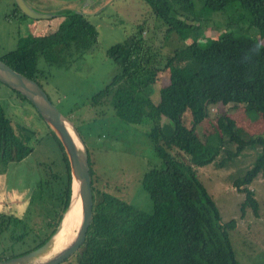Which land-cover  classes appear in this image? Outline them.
I'll use <instances>...</instances> for the list:
<instances>
[{"label": "trees", "instance_id": "16d2710c", "mask_svg": "<svg viewBox=\"0 0 264 264\" xmlns=\"http://www.w3.org/2000/svg\"><path fill=\"white\" fill-rule=\"evenodd\" d=\"M143 1L154 15L160 16L158 11L164 9L160 17L166 25L165 35L177 40L197 35L217 12L231 9V14L224 18L227 28L205 37V44L193 41L173 49L168 56L144 37L146 20L123 41L106 49L119 70L92 96L90 104H109L120 119L150 125L147 136L160 164L145 170L140 183L152 209L141 210L97 187L88 152L92 218L83 243L68 258L73 257L75 264H242L229 238L236 220L221 219L196 169L209 163L223 167L245 148L258 147L253 164L232 183L243 194L240 215L250 208L257 216L259 203L249 185L264 174V134H248L223 112L216 113L211 135L198 133L197 127L209 118L213 106L242 105L250 117L264 118V0ZM13 7L8 19L27 16L15 1ZM54 17H61L55 27L19 36L16 47L2 53L0 59L39 83V57L48 64L64 66L96 43L97 30L85 13L71 10ZM251 29L257 30V37ZM163 73L165 82L154 100L145 90ZM12 91L30 103L20 92ZM34 134L26 125L14 127L0 105V163L19 161L31 153L29 141ZM53 136L63 161L62 174H53L56 185L48 199L50 202L53 195L55 212L35 230L27 220L29 210L22 217L0 211V236L6 234L13 244L26 246L9 257L48 240L69 204V164L59 139ZM43 184L48 183L39 181L33 193L37 195V188Z\"/></svg>", "mask_w": 264, "mask_h": 264}, {"label": "rangeland", "instance_id": "374dc122", "mask_svg": "<svg viewBox=\"0 0 264 264\" xmlns=\"http://www.w3.org/2000/svg\"><path fill=\"white\" fill-rule=\"evenodd\" d=\"M13 1L0 0V55L15 48L19 36L35 32L34 18L6 17L14 8ZM27 2L40 11L54 13L53 16L56 13L60 16L71 10L85 13L95 26L96 43L92 48L70 59L67 65L48 64L39 57L38 67L42 72L40 71L37 79L50 100L74 124L84 139L94 172L95 185L141 210L151 211V200L140 183L145 170L160 164V159L156 156L147 136L150 125L120 119L113 113L109 104L96 106L90 104L92 96L107 85L119 70L106 55V49L123 41L143 20H146L148 25L143 32L144 37L153 41L164 56L170 55L173 49L193 41L203 45L206 42L205 37L215 36L227 28L224 18L231 14V9L215 13L197 35L192 34L177 40L178 38L165 35L166 25L160 17L165 14L164 9L158 11L160 16L154 15L143 0L91 2L27 0ZM51 18L53 21L50 22L53 25L61 19ZM49 24L48 27H52V24ZM232 29L237 30L238 27L232 25ZM250 32L258 36L256 29H251ZM262 42L264 44V39ZM165 75L160 74L158 81L145 90L154 100L158 98V89L165 82ZM0 105L11 118L14 127L26 125L35 132L29 141L31 153L19 161L0 163V211L22 217V214L29 210L27 220L30 227L37 230L43 227L56 209L53 195L50 202L48 199L51 197V188L56 185L53 174H62L63 171L62 152L52 130L35 108L27 100L19 98L2 82ZM217 112H223L232 118L236 125L248 134H264L263 117L252 118L244 111L242 105L234 108L231 104L211 107L209 118L203 120L197 127L198 133L210 135L213 133ZM258 151V147L249 146L223 167L209 163L196 169L198 178L213 197L221 219L236 220V228L229 232V238L235 257L242 264H264V174H259L249 185L259 203L257 216L250 208H246L243 215H240L243 194L232 184L236 177L243 175L253 164ZM41 180H46L48 184L37 188L36 195L33 188ZM30 196L33 199L28 206ZM11 243L13 244V241H10L6 234L0 236V260L3 255L9 257L26 248L24 244ZM60 264H75V261L70 257Z\"/></svg>", "mask_w": 264, "mask_h": 264}, {"label": "water", "instance_id": "95a60500", "mask_svg": "<svg viewBox=\"0 0 264 264\" xmlns=\"http://www.w3.org/2000/svg\"><path fill=\"white\" fill-rule=\"evenodd\" d=\"M20 10L34 19L53 17L54 13L33 8L26 0H14ZM91 2L92 0H86ZM0 82L25 96L59 139L68 160L71 175V195L54 233L39 247L21 255L0 260V264H59L71 256L83 243L92 218L93 196L86 145L74 124L50 100L39 83L11 68L0 59ZM79 202V222L72 239L56 246L65 218Z\"/></svg>", "mask_w": 264, "mask_h": 264}, {"label": "bare ground", "instance_id": "6f19581e", "mask_svg": "<svg viewBox=\"0 0 264 264\" xmlns=\"http://www.w3.org/2000/svg\"><path fill=\"white\" fill-rule=\"evenodd\" d=\"M33 8H35V7H33ZM36 20H38V19H36ZM78 222H79V202H78L77 206L74 207L73 209H71L70 212L68 213V215L66 216L65 222H64V227L59 232V235H58L59 237L56 240V243H55L56 246L60 247L61 245L64 244V242H67L73 238V236L75 235V231L77 229V226H78Z\"/></svg>", "mask_w": 264, "mask_h": 264}, {"label": "crops", "instance_id": "0c3cea01", "mask_svg": "<svg viewBox=\"0 0 264 264\" xmlns=\"http://www.w3.org/2000/svg\"><path fill=\"white\" fill-rule=\"evenodd\" d=\"M57 18H58V17H56L55 19H57ZM50 21H53V18H50V19H38V20H35V24H34V26H33V30H34V31H38V30H42V29H44L45 27L50 26L49 23L52 24V22H50ZM56 24H57V23L55 22L54 25L52 24L51 26H52V27H55ZM52 27H51V28H52ZM13 190H15V189H13ZM25 206H26V205H25Z\"/></svg>", "mask_w": 264, "mask_h": 264}, {"label": "flooded vegetation", "instance_id": "af4514ba", "mask_svg": "<svg viewBox=\"0 0 264 264\" xmlns=\"http://www.w3.org/2000/svg\"><path fill=\"white\" fill-rule=\"evenodd\" d=\"M27 1V0H26ZM28 3V2H27ZM29 4V3H28Z\"/></svg>", "mask_w": 264, "mask_h": 264}]
</instances>
